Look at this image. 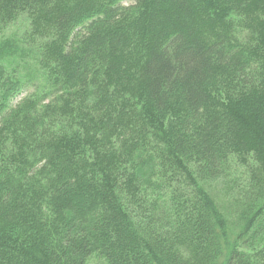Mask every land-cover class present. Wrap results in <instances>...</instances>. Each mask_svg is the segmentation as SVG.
Returning a JSON list of instances; mask_svg holds the SVG:
<instances>
[{"label":"trees","instance_id":"obj_1","mask_svg":"<svg viewBox=\"0 0 264 264\" xmlns=\"http://www.w3.org/2000/svg\"><path fill=\"white\" fill-rule=\"evenodd\" d=\"M21 17L42 77L0 70V264H264V0H0V34Z\"/></svg>","mask_w":264,"mask_h":264},{"label":"rangeland","instance_id":"obj_2","mask_svg":"<svg viewBox=\"0 0 264 264\" xmlns=\"http://www.w3.org/2000/svg\"><path fill=\"white\" fill-rule=\"evenodd\" d=\"M29 25V20L26 17H21L0 34V70L4 79L24 81L29 84L32 81V84H35H30L31 87L24 94L33 92L34 86L40 83V77H42L36 62L35 49L26 43ZM247 176V170L243 166L231 164L228 172V183H217L211 186L213 196L217 198L223 209L224 207L229 209V205L236 198L237 192L243 186ZM88 264L107 263L104 259L93 256Z\"/></svg>","mask_w":264,"mask_h":264}]
</instances>
